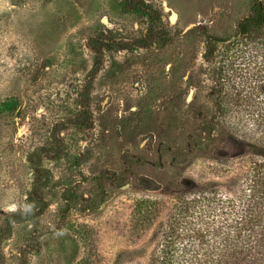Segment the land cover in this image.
Segmentation results:
<instances>
[{"label": "rangeland", "instance_id": "374dc122", "mask_svg": "<svg viewBox=\"0 0 264 264\" xmlns=\"http://www.w3.org/2000/svg\"><path fill=\"white\" fill-rule=\"evenodd\" d=\"M258 5L0 0V264L196 255L264 163Z\"/></svg>", "mask_w": 264, "mask_h": 264}, {"label": "trees", "instance_id": "16d2710c", "mask_svg": "<svg viewBox=\"0 0 264 264\" xmlns=\"http://www.w3.org/2000/svg\"><path fill=\"white\" fill-rule=\"evenodd\" d=\"M264 14V8L258 5L254 11ZM261 25L260 18L248 16L242 23L243 34L250 32L251 24ZM257 169L251 178L247 179V188L253 191L250 196L246 194V202L239 205L234 216L226 218L214 230H209L210 237L200 243L193 251L196 255L191 257L176 255L180 248L171 238L174 231L170 230L160 242V253L153 255L151 264H264V163H258ZM246 188V189H247ZM220 204L231 203L232 200L219 197ZM196 201L188 200L186 209L181 213L186 217L191 216V207ZM206 233H203V236ZM214 239V240H213ZM183 251H189L187 246H182ZM200 252L202 255L197 256Z\"/></svg>", "mask_w": 264, "mask_h": 264}]
</instances>
